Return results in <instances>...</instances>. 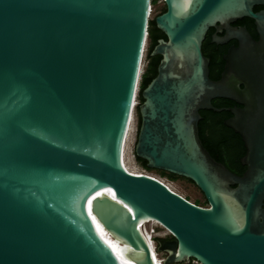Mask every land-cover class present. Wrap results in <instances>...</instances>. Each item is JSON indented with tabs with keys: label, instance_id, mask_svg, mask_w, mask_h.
I'll use <instances>...</instances> for the list:
<instances>
[{
	"label": "water",
	"instance_id": "95a60500",
	"mask_svg": "<svg viewBox=\"0 0 264 264\" xmlns=\"http://www.w3.org/2000/svg\"><path fill=\"white\" fill-rule=\"evenodd\" d=\"M152 0H0V264H264V0H164L154 18L166 40L141 93L134 157L190 181L197 206L159 181L128 172L124 142L137 98ZM254 7H262L254 12ZM252 20L258 39L233 27ZM213 28L224 44L218 80L201 50ZM226 99L239 105L214 108ZM231 117L245 171L211 157L199 111Z\"/></svg>",
	"mask_w": 264,
	"mask_h": 264
},
{
	"label": "trees",
	"instance_id": "16d2710c",
	"mask_svg": "<svg viewBox=\"0 0 264 264\" xmlns=\"http://www.w3.org/2000/svg\"><path fill=\"white\" fill-rule=\"evenodd\" d=\"M155 1H152V5L155 4ZM262 7H254L253 11L257 12L261 10ZM165 10L163 9L161 13ZM238 25L244 26L247 31H252L253 23L252 20L244 18L241 22H237ZM163 39L166 40V37L163 33H161L155 26L154 19L149 22L148 27V47L146 53L147 65L140 75L139 87H138V105L142 103L141 93L145 89V87L156 77L157 75V67L160 61V56H152L151 52L153 48L156 46L158 40ZM209 38H207L208 44ZM223 64L220 61L219 57L212 56L211 61L209 63V78L211 80H218L220 77V73L222 72ZM138 105L136 107L137 113V132L140 125V118L138 113ZM211 105L214 108H233L238 106L234 102L226 99H214L211 101ZM199 114L203 117V122L199 123V136L202 141L203 146L210 153L211 157L214 158L217 162L223 164L230 172L235 175L241 176L245 171V167L241 166L240 158L244 155V150L242 149L241 142L234 148H231L227 141L224 138V133L222 132L225 129L223 121L226 120L230 115L225 111L220 113H215L213 111H200ZM205 131L207 135H204ZM136 141V140H135ZM135 161L137 164L146 169L147 171H152L146 168V164L144 161L135 157ZM160 176L166 178L167 180L174 182L179 179V177L168 174L161 171H156ZM190 182V181H189ZM189 201L188 198H186ZM197 206L199 205V201L193 203ZM204 205H207L206 200L204 199ZM201 207V206H200Z\"/></svg>",
	"mask_w": 264,
	"mask_h": 264
},
{
	"label": "rangeland",
	"instance_id": "374dc122",
	"mask_svg": "<svg viewBox=\"0 0 264 264\" xmlns=\"http://www.w3.org/2000/svg\"><path fill=\"white\" fill-rule=\"evenodd\" d=\"M162 10H163L162 4H159L158 2L153 4L152 5V12H151L150 18H149L150 21L153 20L158 14H160ZM147 47H148V40H147L146 49L144 51V55L142 58L141 74L143 73V71L147 65V59H146ZM136 99H137L136 102L138 105V94H137ZM137 105L135 106V110H134V120H135L134 123L135 124L133 125L134 127H132V131H131L130 136L128 138L129 141L127 142V146H126V149H127L126 150V154H127L126 161L127 162L126 161L125 162H126L127 167L131 170V172H135L136 170L140 169V166L137 164L135 159L132 158L133 147H134L136 135H137V122H138L137 113H136ZM131 158H132V160H131ZM131 162H133V163H131ZM134 169H135V171H134ZM149 173H151L155 177L166 180L174 192H176L177 194H179L180 196H182L185 199L188 198L189 202L195 203L196 201H199V205L201 207L207 206V205H204V197H203L202 193L188 180L179 177V179L177 181L171 182V181L167 180L166 178L160 176L156 171H149Z\"/></svg>",
	"mask_w": 264,
	"mask_h": 264
},
{
	"label": "flooded vegetation",
	"instance_id": "af4514ba",
	"mask_svg": "<svg viewBox=\"0 0 264 264\" xmlns=\"http://www.w3.org/2000/svg\"><path fill=\"white\" fill-rule=\"evenodd\" d=\"M163 6V9L165 10V7L164 5L162 4ZM244 19V18H243ZM243 19H240V20H237L236 22H234L232 24L233 27H236V28H240V27H243L242 25H238L237 22H241ZM253 23V22H252ZM249 34L250 36L254 39V40H257L258 39V35L255 31V28H254V25H253V29L252 31H249ZM216 34L217 36L219 37H222L224 34L223 32L222 33H216L215 29L213 28H210L206 35H205V38L202 42V47H201V50H202V53L203 55L209 59V63L211 61V57L213 56H216V57H219L220 58V61L222 62L223 66H224V61H223V56L224 54L227 52V50L231 47V46H234L236 47L237 46V42L235 40H228L226 43L224 44H216V43H213L211 42L212 41V37L213 35ZM207 38H209L208 40V44H207ZM235 107H238V106H235ZM201 111H207V110H201ZM226 113H228L230 116L227 117L226 119L230 118L231 117V113L227 110H224ZM200 112V111H199ZM223 112V111H222ZM201 116V115H200ZM203 122V117L201 116V119L199 120L198 122V125L199 123ZM224 122V121H223ZM198 131H199V127H198ZM222 132L224 133V138L225 140L227 141L228 145L231 147V148H234L235 146H237V144L239 143V140L241 142V145H242V149L244 150V153H245V149H244V146H243V143H242V140L240 138L239 135L235 134L231 129L227 128L225 126V129L222 130ZM204 135H207V132L205 131ZM200 138V136H199ZM201 140V139H200ZM202 142V141H201Z\"/></svg>",
	"mask_w": 264,
	"mask_h": 264
},
{
	"label": "built area",
	"instance_id": "2783aa9c",
	"mask_svg": "<svg viewBox=\"0 0 264 264\" xmlns=\"http://www.w3.org/2000/svg\"><path fill=\"white\" fill-rule=\"evenodd\" d=\"M152 1L158 2L159 4H163L164 0H152ZM151 12H152V5L150 6V14H151ZM132 158L135 159L133 153H132ZM130 173L138 174L141 176L151 177V178L159 181L163 185H165L169 190L173 191L171 189L169 183H167L166 180L155 177L154 175L149 173V171H147L146 169H144L142 167H140V169L136 170L135 172H130ZM142 225H143V229H144V232L146 235L148 249H149L153 264H162L163 261L160 259H163V256H162V254L157 253V251H156V249H157L156 240H158V239H164V240L170 239V237H171L170 232L167 229H165L161 224H159L157 222H145V223H142ZM179 264H200V263L194 259H189V260H186L185 262L179 263Z\"/></svg>",
	"mask_w": 264,
	"mask_h": 264
},
{
	"label": "bare ground",
	"instance_id": "6f19581e",
	"mask_svg": "<svg viewBox=\"0 0 264 264\" xmlns=\"http://www.w3.org/2000/svg\"><path fill=\"white\" fill-rule=\"evenodd\" d=\"M137 99H135L134 101V110H135V106L137 105ZM134 110H133V113H132V116H131V120H130V123H129V127H128V131H127V134H126V138H125V142H124V148H123V154H122V162H123V165L125 167V169L128 171V172H131V170L127 167L126 165V157H127V154H126V146H127V142L129 141L128 138L130 136V133L132 131V127H134L133 125L135 124L134 123ZM132 160V158H131ZM130 160V161H131ZM126 161V162H125ZM133 163V162H131ZM135 168V167H134ZM133 169V168H132ZM135 171V169H134ZM100 227V230L102 231V234L104 235V238L106 239V241L110 244V246L112 247V249L115 251L116 255L120 258V260L122 261L123 264H127L126 261L124 260L123 256L121 255L120 251L122 252H130L131 249H129V247H126V246H122V245H118L117 241H115L113 238H111L108 233H106L102 227L99 225Z\"/></svg>",
	"mask_w": 264,
	"mask_h": 264
}]
</instances>
